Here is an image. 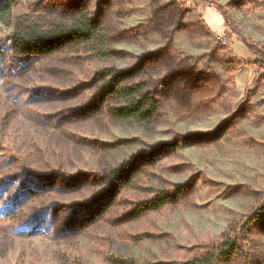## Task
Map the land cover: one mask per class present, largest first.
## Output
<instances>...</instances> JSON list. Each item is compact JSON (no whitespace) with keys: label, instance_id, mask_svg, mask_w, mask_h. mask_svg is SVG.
I'll list each match as a JSON object with an SVG mask.
<instances>
[{"label":"rangeland","instance_id":"1","mask_svg":"<svg viewBox=\"0 0 264 264\" xmlns=\"http://www.w3.org/2000/svg\"><path fill=\"white\" fill-rule=\"evenodd\" d=\"M0 5V264H186L221 234L237 252L212 264H264V68L220 11L262 48L264 0ZM78 10L100 18L102 41L15 54V31ZM107 68L143 84L151 119L114 116ZM152 147L128 184L111 181Z\"/></svg>","mask_w":264,"mask_h":264},{"label":"trees","instance_id":"2","mask_svg":"<svg viewBox=\"0 0 264 264\" xmlns=\"http://www.w3.org/2000/svg\"><path fill=\"white\" fill-rule=\"evenodd\" d=\"M16 0H9L14 3ZM220 8V7H219ZM224 24L230 28L232 33L238 36L249 51L258 56L259 66L264 68V47L259 48L248 44L247 39L242 36L235 24L229 19L228 15L220 8ZM10 9L7 5H0V25L8 24ZM100 18L87 10H78L75 14L69 15L66 21L55 24L51 30L44 32L37 27H28L26 30H17L13 34V49L15 54L27 56L32 53L52 54L61 46L74 43L82 46H89L98 41H102ZM101 44V43H100ZM97 52L98 49H88ZM99 75L102 79L108 78L106 85L112 96L122 101V105L113 109V114L121 120L134 119L146 122L153 117L156 105L150 94L145 91L142 83H127L128 76L126 71L115 70L112 68L103 69ZM160 147H152L150 151H142L137 156L132 155L127 161L122 163L119 168L111 171L109 177L115 184H128L131 179L132 169L139 160L153 159ZM166 202L164 194L157 195L150 202L139 203L141 209H154ZM247 225V224H246ZM221 243L218 249L208 250L193 257L186 264H212L218 258L233 256L237 251L234 245L225 243L226 239L221 234Z\"/></svg>","mask_w":264,"mask_h":264},{"label":"crops","instance_id":"3","mask_svg":"<svg viewBox=\"0 0 264 264\" xmlns=\"http://www.w3.org/2000/svg\"><path fill=\"white\" fill-rule=\"evenodd\" d=\"M223 19V18H222ZM224 23V22H223ZM225 25V24H224Z\"/></svg>","mask_w":264,"mask_h":264}]
</instances>
